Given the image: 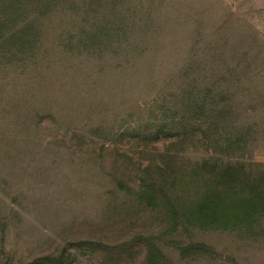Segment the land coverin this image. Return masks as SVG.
I'll list each match as a JSON object with an SVG mask.
<instances>
[{"label":"rangeland","instance_id":"rangeland-1","mask_svg":"<svg viewBox=\"0 0 264 264\" xmlns=\"http://www.w3.org/2000/svg\"><path fill=\"white\" fill-rule=\"evenodd\" d=\"M0 264H264V0H0Z\"/></svg>","mask_w":264,"mask_h":264}]
</instances>
